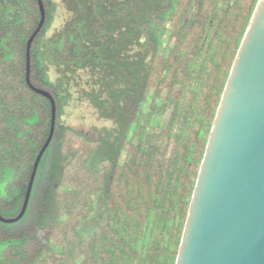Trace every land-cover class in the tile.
Segmentation results:
<instances>
[{"label": "trees", "instance_id": "trees-1", "mask_svg": "<svg viewBox=\"0 0 264 264\" xmlns=\"http://www.w3.org/2000/svg\"><path fill=\"white\" fill-rule=\"evenodd\" d=\"M42 2L30 80L53 96L56 124L24 214L0 220V264H174L210 124L257 0H62L70 18L49 36L57 4ZM39 19L37 0H0L3 217L21 210L49 133L50 102L25 80ZM49 65L102 73L104 88L87 96L110 129L92 137L60 121L71 93L65 77L50 79ZM21 172V187L8 188Z\"/></svg>", "mask_w": 264, "mask_h": 264}, {"label": "water", "instance_id": "water-1", "mask_svg": "<svg viewBox=\"0 0 264 264\" xmlns=\"http://www.w3.org/2000/svg\"><path fill=\"white\" fill-rule=\"evenodd\" d=\"M26 42L25 80L51 106L47 139L31 169L24 214L36 170L56 124V104L30 80V47L45 9ZM174 264H264V0H257L229 69L198 167Z\"/></svg>", "mask_w": 264, "mask_h": 264}, {"label": "rangeland", "instance_id": "rangeland-1", "mask_svg": "<svg viewBox=\"0 0 264 264\" xmlns=\"http://www.w3.org/2000/svg\"><path fill=\"white\" fill-rule=\"evenodd\" d=\"M55 2L57 4L55 18L51 24V27L47 31V36L62 29L64 27V24L70 18V12L66 9L62 0H55ZM48 73L51 80H55L59 77H65L67 87L71 93L69 104L64 108V112L60 118V121L63 124L70 126L77 131L84 132L92 137H97V135L104 133V128H111L112 122L108 119L100 118L98 111L91 103L90 98L87 96V94L89 93L94 94L99 89L104 88V82L101 80L102 73L90 67L74 68L73 70H70L68 68H65L63 65H49ZM102 95L106 96V92L104 90ZM143 109V111L145 112L146 107L144 106ZM157 112L159 114L161 113V124L164 123L168 116L166 104L160 102L158 104ZM152 129L154 131L157 130L155 127ZM150 131L151 130L149 129L148 132ZM127 157L128 154L125 152L121 157V163H124L127 160ZM8 173L9 172H6L5 174L0 176V189L1 187H3L4 182L10 176ZM23 178L24 173L21 172L19 179L16 182H9L7 184V187L19 189L23 182Z\"/></svg>", "mask_w": 264, "mask_h": 264}]
</instances>
